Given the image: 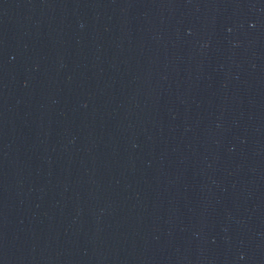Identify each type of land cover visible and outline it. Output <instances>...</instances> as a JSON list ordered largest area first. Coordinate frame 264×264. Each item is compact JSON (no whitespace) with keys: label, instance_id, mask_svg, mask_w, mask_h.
<instances>
[{"label":"water","instance_id":"obj_1","mask_svg":"<svg viewBox=\"0 0 264 264\" xmlns=\"http://www.w3.org/2000/svg\"><path fill=\"white\" fill-rule=\"evenodd\" d=\"M0 264H264V0H0Z\"/></svg>","mask_w":264,"mask_h":264}]
</instances>
